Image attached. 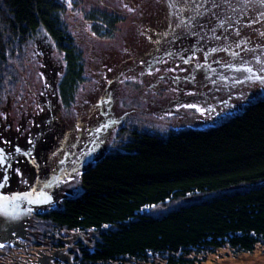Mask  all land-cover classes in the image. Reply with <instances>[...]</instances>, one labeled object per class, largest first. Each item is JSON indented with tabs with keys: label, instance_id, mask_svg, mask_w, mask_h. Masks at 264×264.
Returning <instances> with one entry per match:
<instances>
[{
	"label": "trees",
	"instance_id": "16d2710c",
	"mask_svg": "<svg viewBox=\"0 0 264 264\" xmlns=\"http://www.w3.org/2000/svg\"><path fill=\"white\" fill-rule=\"evenodd\" d=\"M96 12L89 10L85 16ZM63 13L61 0H0L3 88L15 87L12 64L29 72L23 58L46 57L57 68L62 107L74 118L82 104L90 103L83 98L86 93L97 89L98 98L103 97L111 71L106 74L101 66L107 68L108 61L115 59L118 71L124 66L131 70L143 55L149 63L145 68L141 64V71L156 63L148 55L151 42L145 39L147 34L154 39L153 33L125 25L123 13L101 11L107 23L91 28L85 22L70 26ZM177 43V50L183 51ZM212 46L224 45L217 42L208 48ZM123 59L132 65L120 64ZM31 65L30 85L43 86V64L33 60ZM95 78L98 86L91 89ZM120 80L109 98L133 82ZM161 81L151 83L147 92H161ZM102 102L106 112L111 101ZM166 131L130 130V137L117 144L119 149L84 170L77 194L33 217L28 229L38 236L36 241L30 238L29 246L36 249L46 242L51 250L61 249L67 234H79L85 242L74 243L71 264H199L220 249L251 253L264 247V98L213 127ZM12 248L6 244L0 250L13 254Z\"/></svg>",
	"mask_w": 264,
	"mask_h": 264
},
{
	"label": "rangeland",
	"instance_id": "374dc122",
	"mask_svg": "<svg viewBox=\"0 0 264 264\" xmlns=\"http://www.w3.org/2000/svg\"><path fill=\"white\" fill-rule=\"evenodd\" d=\"M63 7H64V13L63 18L64 21H68L70 26H77L81 25V22H85L90 28L92 24H99V23H107V15L102 14L101 11H104L106 13H112L113 11H119L120 13H123L127 16V20L123 22L125 25L130 23H133V25H137L138 27H142V31L146 32L145 28H149L151 30V34L153 33L154 39L147 34V37L145 39L148 42H151V45L148 47V55L153 57L158 56L159 53L164 52L162 51V48H168V52L173 53L171 57H160L159 59L164 58L167 59L166 64L162 63H155L152 64L153 66L150 67L153 69V72L151 75H148L147 72L150 68L143 70L145 73L144 75H140L142 72L140 69L141 64H148L149 59L143 55V58H140L138 62L134 63L132 67L136 69V72L134 73V68H131V70H126L125 66L123 68V71H118L116 67V61L115 59H111L107 63V68L104 66H101L103 72L106 74L109 73V68L111 69V76L110 79L112 83L110 86H116L118 85V81L121 78L125 77H134L136 80H133L132 85L130 84L127 88V90L122 89L119 87L117 90H114V97L111 98V106L109 114L105 116V121L107 127H104L102 130H104L103 138L100 142H97L99 145L102 146L101 149H94L91 151V160L92 162L96 159H99L102 155L113 152L115 149H119L118 145L120 142L124 141L128 137H130V130H136L138 132H149V133H163L167 132L166 130L169 129L171 132H179V131H185V130H191V129H200L204 127H213L215 125H218L234 115L243 112L247 106L251 103L250 100L254 101V99H251L252 93L248 91L245 93L243 90H246L248 86H250V82L248 80L241 79L240 73H235V75L238 76L237 79L242 82H237V85L240 86H234L233 90H230L231 93L241 92L244 94V98L241 97L237 100V106L234 110H224L221 111V115L217 116L216 113H213V115L206 114V110L201 102H198L197 98L194 104H197L203 111H197L195 108H185L183 105L185 104H193L189 100L185 99L183 100L182 95H194L195 97H202L203 93L205 91L206 86L203 84L202 77L204 76V72L206 68H215V71H217L218 66H222L223 64L227 63L231 65L232 62V56L224 51H221L222 57L225 58V61H222L218 64H212L213 58H216L219 56L220 52H212L210 51V48H204L199 47L197 51H195V59H192L193 52L189 51L190 43H195V41L188 40L183 42V51H179L178 49V43L179 41H173L176 43H173V46L165 47L167 44H164L163 42L160 44L155 43L156 40L160 39V36L158 34L164 33L165 30H168L169 33L171 32V29L169 28V8L168 3L169 0H74L73 5L71 8L67 6L65 3V0H61ZM127 5V7H125ZM128 8H132L133 11H128ZM89 10H96V13H93L92 15L89 14ZM248 15L250 17L255 18L256 11L253 9H248ZM259 11H264V8H260ZM95 17H94V16ZM241 19H245V17H241ZM110 23V21H109ZM236 27L239 29V25H236ZM141 29V28H140ZM257 29L259 31H257ZM220 30V29H218ZM246 39V47L248 49L252 48H260L259 46L264 43V36H261L259 33L264 32V21H261L259 24H253L250 29H239ZM231 31V30H230ZM146 34V33H145ZM150 38V40H149ZM146 42V41H145ZM147 43V42H146ZM228 44H232L231 41L227 42ZM142 46H145L141 44ZM159 48L160 51H156V49ZM142 51L144 48H141ZM232 50L233 51H239L235 48V45L232 44ZM254 50V49H252ZM188 52V54H187ZM126 53L130 56L129 59L133 56V53H131L130 47L127 48ZM165 53V52H164ZM207 53V54H206ZM252 52L247 53V55H251ZM210 55V57H209ZM241 56H246L245 53H241ZM181 57L183 59H189L191 63L188 66L182 62ZM151 59V58H150ZM126 59L120 60V64H125L126 66H130L132 64H129V62L126 61ZM141 60H144L145 63H141ZM124 62V63H123ZM155 60L153 59V63ZM199 62L204 67L202 69H197L195 67V64ZM47 74L50 76V74L55 75V68L49 59H47ZM234 64V63H233ZM100 65V64H99ZM96 67L99 68L98 64H96ZM143 67V66H142ZM184 67V68H183ZM159 69V71H155L154 69ZM184 69V71H180V69ZM253 68V75H260L264 76V72L257 71L256 67ZM57 69V68H56ZM166 69H172V71H166ZM193 72L194 75H190L186 79L182 78V76L186 75L189 72ZM224 76L229 74L230 72L224 67ZM110 74V73H109ZM163 75L162 77V90L159 91H148V89H151V83L158 84L157 78L158 76ZM172 76V77H170ZM192 76L195 77V79H192ZM54 79L56 77L54 76ZM105 80V79H103ZM107 80V81H109ZM94 81L96 82L92 88H96L97 82H99V79L95 78ZM106 81V82H107ZM160 82V81H159ZM257 87L259 85V82L253 83ZM261 85V84H260ZM40 85L38 84V87ZM147 86V87H146ZM263 86V85H261ZM89 85L86 87L88 88ZM127 87V86H126ZM251 87V88H252ZM189 89V91H188ZM94 89L92 90V92ZM181 91H183L181 93ZM257 91V90H255ZM254 91V92H255ZM92 92H88L84 95V100L86 103L88 101H91V98L93 97ZM92 93V94H91ZM191 93V94H189ZM91 94V95H89ZM180 95V96H178ZM216 95H220L219 93H216ZM127 96V97H125ZM125 98H127V102L125 103ZM243 98V99H242ZM258 98V97H256ZM82 104L81 109L83 111H88L93 115L92 111V104ZM125 103V104H124ZM124 104V105H123ZM103 105V102H102ZM184 111V112H183ZM105 109L103 106L100 108V115L101 113H104ZM98 113V110H97ZM192 116L191 119H188L186 116ZM95 122L101 119L98 115H96ZM202 120L204 123L201 126H195L194 124L197 123L196 121ZM68 126V125H67ZM73 129L68 131V135L71 134ZM82 132H85L82 130ZM100 134V132H98ZM86 155L88 154V151H85ZM80 173L74 172L72 175H70L69 178L65 179L64 185L68 184L70 186H74L72 190L67 191L68 195H74L77 194L81 189L80 185L78 184ZM70 192V193H69ZM147 210V209H146ZM33 219V218H32ZM29 224L26 226L25 230L21 234H16L17 239L16 242L14 241L15 235H9L5 239H2L0 243H4L5 245H10L13 251V254L4 253L0 251V264H41V259L44 255H50L52 252H56L57 250L61 249H50L47 247L46 242L40 243V247L33 249L30 247V238L34 241L37 240L36 236L38 234L34 230H30ZM30 230V231H29ZM12 233V232H11ZM39 233V232H38ZM14 234V233H12ZM75 234H67V237L63 241L64 245L66 246L65 254L68 256L70 261L66 260H60L59 258H54L51 261V264H70L71 263V252H73L74 249V238ZM84 243L85 240L82 238L80 241ZM65 248V247H64ZM151 264H162V263H151ZM199 264H264V247H256L254 251L251 253H233L229 249H220L213 253H210L208 255H205L202 261Z\"/></svg>",
	"mask_w": 264,
	"mask_h": 264
},
{
	"label": "flooded vegetation",
	"instance_id": "af4514ba",
	"mask_svg": "<svg viewBox=\"0 0 264 264\" xmlns=\"http://www.w3.org/2000/svg\"><path fill=\"white\" fill-rule=\"evenodd\" d=\"M261 45L260 48H252L254 50L251 55L244 56L249 66L256 67L257 71H260L259 69L264 66V47ZM37 49L43 54V50H40L39 46ZM254 55L260 57L259 63L253 58ZM33 60L43 64L39 73L43 75V86L30 85V74L33 69L31 61ZM216 60L225 61V58L218 56L213 58L211 63L218 64L215 63ZM22 61L25 66L24 70L29 72L20 70L17 62L11 65V69L15 71V74L11 75L15 77V87L3 88L0 81V149L4 150L3 155L6 160L5 164L0 167V182L5 185L3 189H0V192L5 195L31 192L33 199L37 198L40 192H44L50 197V200L40 204H29L26 200L21 199L15 205L7 206L5 210L17 218L6 220L4 217H0V240L9 235H15V233L21 234L33 217L40 211L58 204L61 199L67 196V191L73 189L74 186L64 185L65 179L78 171L80 180L84 170L93 163L91 151L102 148L97 142L103 138L104 130L102 129L103 125H106L105 116L109 114V106H111L109 96L113 86L111 87L106 82L104 90L101 91L103 97L98 98L99 92L96 89L91 98L93 115L79 109L76 117L68 116L62 107V102L65 103V101L62 92L57 88L55 75L47 74L46 57H26ZM232 62L235 64L237 60L232 58ZM142 66L145 68L146 63ZM186 66L188 70L189 64ZM220 67H217V71L215 68L205 69L202 81L206 88L202 97L182 95L183 100L187 99L193 103L197 98L198 102L203 104L206 114L209 115L216 113L219 116L221 111L234 110L237 100L241 97L244 98V94L241 92L231 93L230 90L241 84L233 83L238 76L230 67L227 68L230 73L225 76ZM191 74L194 75L190 71L182 78L186 79ZM162 77L163 75H160L157 78V83ZM241 79L245 80L243 75H241ZM252 83L253 81L243 91L245 93L250 91L251 99L264 98V85L259 84L257 87H252L255 86ZM216 93L220 95H216ZM101 101L109 106L107 105L106 112L100 115L97 110L101 107ZM96 115L101 117L99 122L94 121ZM186 117L192 118L190 115ZM196 122L195 126H201L204 123L202 120ZM97 127L101 129L100 134L96 131ZM71 129L73 132L68 135V131ZM29 140L32 141L31 144H29ZM16 148H20V151H15ZM84 150L88 151L87 155ZM53 152L56 153L55 156L52 155ZM58 160H62L63 163H57ZM17 169L20 170V175H17ZM61 175L63 179H59ZM4 177H7V180H4Z\"/></svg>",
	"mask_w": 264,
	"mask_h": 264
},
{
	"label": "snow or ice",
	"instance_id": "6c2138e0",
	"mask_svg": "<svg viewBox=\"0 0 264 264\" xmlns=\"http://www.w3.org/2000/svg\"><path fill=\"white\" fill-rule=\"evenodd\" d=\"M74 0H65V3L69 8L72 7ZM127 7V5H125ZM169 28L171 32L165 30L164 33L158 34L160 39L156 40L155 43L160 44L163 41L164 44L173 46V41L181 42V50H183V42L188 41L189 38L194 40L195 43H190L189 51L193 52L192 59H195V51L199 47L208 48L210 44L220 43L223 44V47L212 46L210 48L211 52L224 51L229 53L234 59L237 60V63L229 65L227 63L223 64L225 68H231L232 71L240 73L244 76L245 80L259 82V84L264 85V76L253 75V68L249 66L248 61L244 56H241V53L252 52V49L246 47V39L242 35L239 29H250L253 24H259L261 21H264V11H259L260 8H264V0H169ZM248 9H253L256 11L255 18L248 15ZM128 11H133L132 8H128ZM245 17V19H241ZM239 25V29L236 27ZM217 29H220L219 33ZM231 30V31H230ZM257 31H259L257 29ZM261 36H264V32L259 33ZM95 35V33H93ZM170 37V39H169ZM231 41L235 45V48L239 51L232 50V44L227 42ZM264 47V45H261ZM156 51H160L159 48ZM207 54V53H206ZM165 57H171L173 53L165 50ZM257 62H260V57L253 56ZM156 63L166 64L167 59L161 58L156 59L153 57ZM184 64H190L189 59H183ZM141 63H145L144 60H141ZM215 63H220L219 60H216ZM197 69H202L204 66L197 62L195 64ZM159 71V69H154ZM260 72H264V66L260 69ZM111 71V69H109ZM166 71H172V69H166ZM184 71V69H180ZM153 69H149L147 74L151 75ZM142 71L140 75H144ZM125 79H135L134 77H125ZM194 80L195 77L192 76ZM207 79V77H205ZM123 83V80L119 81ZM242 82L239 80H234L233 83ZM107 83L111 84L112 81L109 80ZM191 94V93H189ZM185 108H195L197 111H203L197 104H185ZM107 127V125H103ZM100 127L96 128V131L99 132ZM32 141L29 140V144ZM3 149H0V167H2L6 160L3 155ZM15 151L19 152L20 148H16ZM53 156L56 155L55 152L52 153ZM57 163H63L62 160H58ZM17 175H20V170L17 169ZM4 180H7V177H4ZM27 183V181H25ZM5 187L3 182H0V189ZM31 192H17L10 193L5 195L0 192V217L7 219H16L17 217L6 211V207L9 205H15L21 199L26 200L29 204H40L50 200V197L47 196L44 192H40L39 196L35 199L31 198ZM152 207V206H146ZM5 244L0 243V249L4 248Z\"/></svg>",
	"mask_w": 264,
	"mask_h": 264
},
{
	"label": "bare ground",
	"instance_id": "6f19581e",
	"mask_svg": "<svg viewBox=\"0 0 264 264\" xmlns=\"http://www.w3.org/2000/svg\"><path fill=\"white\" fill-rule=\"evenodd\" d=\"M37 47V45H36ZM35 58V57H33ZM221 70L224 69L223 65L220 67ZM227 69V68H226ZM60 92L63 93V89L60 88L59 89ZM60 178L59 179H63L62 175L59 176ZM74 235V234H73ZM74 238V243L76 241H80L82 239V237L79 235V234H76L75 236H73ZM5 239V238H4ZM16 239H17V235L14 236V241L16 242ZM6 240V239H5ZM74 245V244H73ZM65 249H66V246L65 248L61 249V250H57L56 252H52V254L50 255H44L43 258L41 259V264H51V261L54 259V258H59L60 260H66V261H70V259L68 258V256L65 254ZM72 260V258H71ZM71 264V263H70Z\"/></svg>",
	"mask_w": 264,
	"mask_h": 264
}]
</instances>
